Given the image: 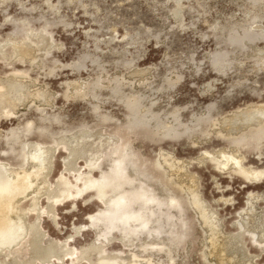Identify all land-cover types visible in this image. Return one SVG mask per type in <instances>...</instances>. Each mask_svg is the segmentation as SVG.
I'll use <instances>...</instances> for the list:
<instances>
[{"label":"rangeland","instance_id":"rangeland-1","mask_svg":"<svg viewBox=\"0 0 264 264\" xmlns=\"http://www.w3.org/2000/svg\"><path fill=\"white\" fill-rule=\"evenodd\" d=\"M7 194L0 264H264V0H0Z\"/></svg>","mask_w":264,"mask_h":264},{"label":"bare ground","instance_id":"bare-ground-1","mask_svg":"<svg viewBox=\"0 0 264 264\" xmlns=\"http://www.w3.org/2000/svg\"><path fill=\"white\" fill-rule=\"evenodd\" d=\"M11 200H12V197L10 194L2 196L0 198V207H3L5 211L8 212L11 208ZM0 229H6L5 231L7 233L11 231L12 225L7 215H4L0 218Z\"/></svg>","mask_w":264,"mask_h":264},{"label":"snow or ice","instance_id":"snow-or-ice-1","mask_svg":"<svg viewBox=\"0 0 264 264\" xmlns=\"http://www.w3.org/2000/svg\"><path fill=\"white\" fill-rule=\"evenodd\" d=\"M21 6H22V4H21Z\"/></svg>","mask_w":264,"mask_h":264}]
</instances>
